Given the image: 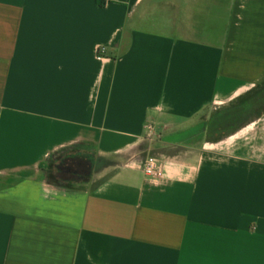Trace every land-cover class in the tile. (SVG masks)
<instances>
[{
  "label": "crops",
  "instance_id": "crops-1",
  "mask_svg": "<svg viewBox=\"0 0 264 264\" xmlns=\"http://www.w3.org/2000/svg\"><path fill=\"white\" fill-rule=\"evenodd\" d=\"M262 87L264 0H0V264H264Z\"/></svg>",
  "mask_w": 264,
  "mask_h": 264
},
{
  "label": "trees",
  "instance_id": "trees-1",
  "mask_svg": "<svg viewBox=\"0 0 264 264\" xmlns=\"http://www.w3.org/2000/svg\"><path fill=\"white\" fill-rule=\"evenodd\" d=\"M260 90V92H258ZM258 95H251L249 100L242 99L240 105L223 113L221 116L217 117L212 125L210 126L211 130H217L225 126L226 124L230 123L231 121L236 120L239 117H242L243 113L246 112L250 106V108H258L264 105V87L258 89ZM89 171L88 164L86 162L81 161H71L65 162V165L60 167L58 170V174L63 175H70L73 177L74 174L81 173L87 175ZM51 179L53 178L54 174L52 172L49 175ZM48 176V177H49ZM67 180V179H66ZM50 181V179H49ZM52 182V181H50ZM71 185H66V187L70 188Z\"/></svg>",
  "mask_w": 264,
  "mask_h": 264
},
{
  "label": "rangeland",
  "instance_id": "rangeland-1",
  "mask_svg": "<svg viewBox=\"0 0 264 264\" xmlns=\"http://www.w3.org/2000/svg\"><path fill=\"white\" fill-rule=\"evenodd\" d=\"M59 162H52V164H54V167H53V170L51 171L52 174H54L53 178L51 179V177L49 176L48 178L50 179V181L56 183V184H59V185H63V186H66V185H71V186H79L80 184H83L84 183V179L82 178H76V176L72 177L70 175H63L61 174H58V170H57V165H58ZM49 171V174L50 175V172ZM66 179H70V181H67Z\"/></svg>",
  "mask_w": 264,
  "mask_h": 264
},
{
  "label": "built area",
  "instance_id": "built-area-1",
  "mask_svg": "<svg viewBox=\"0 0 264 264\" xmlns=\"http://www.w3.org/2000/svg\"><path fill=\"white\" fill-rule=\"evenodd\" d=\"M144 173L147 177H150L152 179H159L162 176V169L158 161L150 157L145 162Z\"/></svg>",
  "mask_w": 264,
  "mask_h": 264
}]
</instances>
